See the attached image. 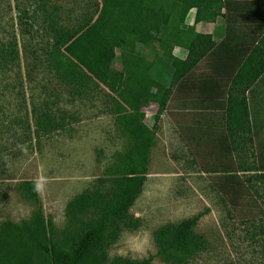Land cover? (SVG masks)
I'll return each mask as SVG.
<instances>
[{
  "label": "rangeland",
  "instance_id": "rangeland-1",
  "mask_svg": "<svg viewBox=\"0 0 264 264\" xmlns=\"http://www.w3.org/2000/svg\"><path fill=\"white\" fill-rule=\"evenodd\" d=\"M124 2L132 7L135 0ZM98 5L101 0H0V224L29 222L40 208L52 222L55 243L96 223L97 209L69 219L67 204L86 191L107 195L109 185L98 180L123 169L133 144L116 128L115 104L105 87L71 81L48 60L52 28L74 29ZM139 54L152 58L153 52L144 48ZM162 66L157 60L151 69L158 82ZM144 113L154 134L142 192L128 212L136 224L119 225L116 239L104 246L106 264L156 255L158 229L199 214L191 243L174 252L195 251L184 264H264V184L256 178L264 145L215 150L204 137L179 130L170 111L157 122L156 106ZM22 181L35 183L37 204L21 196ZM150 264L174 262L156 256Z\"/></svg>",
  "mask_w": 264,
  "mask_h": 264
},
{
  "label": "trees",
  "instance_id": "trees-1",
  "mask_svg": "<svg viewBox=\"0 0 264 264\" xmlns=\"http://www.w3.org/2000/svg\"><path fill=\"white\" fill-rule=\"evenodd\" d=\"M44 4L49 0H38ZM222 0H135L130 7L124 0H101L94 16L84 19L74 29L52 28L53 45L48 55L50 65L71 81H93L110 93L115 107L116 128L121 135L133 139L126 152L123 169L111 171L100 178L101 187L109 185L104 195L99 189L84 192L67 204L69 219L77 217L89 208L97 209L99 218L95 224L81 229L60 243L50 240L52 222L44 217L40 208L32 214L29 222L21 225L5 221L0 224V264H106L104 246L117 236L119 225L134 226L136 220L128 214L130 207L142 192L145 180L148 151L153 145V128L144 123V109L156 106L154 120L167 110L174 79L168 87L158 82L151 69L157 60L169 57L175 47L189 50L186 64L193 68L205 54L200 52L193 59L196 39L208 37L195 35L193 29L181 26L190 9L196 8L202 20L214 18L220 12ZM215 6L207 14L204 11ZM217 9V11H216ZM143 33L149 35L146 48H151L152 58L136 53V45ZM116 50H119L120 68H114ZM206 50V49H205ZM255 53V51H254ZM251 61V59H250ZM249 61V62H250ZM264 64V63H263ZM260 74L255 73L252 83ZM241 74H239L240 76ZM245 100L227 105V122L236 124L239 116H247ZM232 138V137H231ZM250 141V140H249ZM222 150V149H221ZM256 178L264 184V155L259 156ZM221 172H228L226 169ZM252 167L248 169L251 171ZM18 190L28 202L38 203V193L33 181H22ZM201 215L177 224L162 226L154 233L156 255L141 261L116 257L109 264H150L161 256L167 262L184 264L190 254L174 252L184 243H191L193 228ZM194 240V239H193ZM200 241L195 247L202 246ZM196 250V249H195Z\"/></svg>",
  "mask_w": 264,
  "mask_h": 264
},
{
  "label": "crops",
  "instance_id": "crops-1",
  "mask_svg": "<svg viewBox=\"0 0 264 264\" xmlns=\"http://www.w3.org/2000/svg\"><path fill=\"white\" fill-rule=\"evenodd\" d=\"M221 6L209 20H202L196 8L189 10L181 28L208 37L210 44L196 39L191 58L202 51L205 54L193 68L186 64L189 50L175 47L172 59L160 60V83L168 87L177 80L167 111L179 130L204 137L215 150L250 149L264 145V0H222ZM214 10L215 6L204 15ZM144 39L141 35L136 45L138 55L146 48L148 39ZM256 72L260 74L249 83ZM242 100L248 107L247 116L238 115L239 121L231 125L227 105Z\"/></svg>",
  "mask_w": 264,
  "mask_h": 264
}]
</instances>
